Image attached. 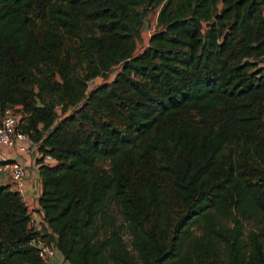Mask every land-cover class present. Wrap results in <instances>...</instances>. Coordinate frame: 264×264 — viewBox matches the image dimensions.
Returning a JSON list of instances; mask_svg holds the SVG:
<instances>
[{"label":"trees","instance_id":"trees-1","mask_svg":"<svg viewBox=\"0 0 264 264\" xmlns=\"http://www.w3.org/2000/svg\"><path fill=\"white\" fill-rule=\"evenodd\" d=\"M7 106L45 226L1 185L0 264H264V0H0Z\"/></svg>","mask_w":264,"mask_h":264},{"label":"built area","instance_id":"built-area-1","mask_svg":"<svg viewBox=\"0 0 264 264\" xmlns=\"http://www.w3.org/2000/svg\"><path fill=\"white\" fill-rule=\"evenodd\" d=\"M17 109L16 106L0 108V148L12 149L20 154H29L36 148L37 143L20 130L21 112ZM38 157H40L39 151ZM43 161L54 163L55 159L50 155H44ZM6 180L10 181L13 189L21 193L26 186V168L19 160L6 158L0 153V186L7 185L2 183ZM32 245L37 249L42 264H50L58 256L59 251L55 243H46L42 238L36 237Z\"/></svg>","mask_w":264,"mask_h":264},{"label":"crops","instance_id":"crops-1","mask_svg":"<svg viewBox=\"0 0 264 264\" xmlns=\"http://www.w3.org/2000/svg\"><path fill=\"white\" fill-rule=\"evenodd\" d=\"M157 14H156V18H157ZM156 25H157V22H156ZM144 28H145V21H144L142 31ZM152 33H149L147 42L145 43L144 46L147 45L148 39ZM38 146L39 144L37 143L36 148L33 149L29 154H20V153L15 152V150H12V149L0 148V153L2 156L9 158V159L19 160L26 168L27 181H26V186L24 190L21 192V195L29 211L30 221H29L28 226L32 230H40L43 226H45V222L43 220V211L41 210V207L39 204L41 187H40V177L38 174V164L36 162L38 158ZM2 183L10 185L12 188V185L9 180L3 181ZM60 257H61V254L58 253L57 260ZM57 260H55V263L57 262ZM60 263H57V264H60Z\"/></svg>","mask_w":264,"mask_h":264},{"label":"rangeland","instance_id":"rangeland-1","mask_svg":"<svg viewBox=\"0 0 264 264\" xmlns=\"http://www.w3.org/2000/svg\"><path fill=\"white\" fill-rule=\"evenodd\" d=\"M218 7L219 8L221 7L220 3L218 4ZM158 11H159V8L151 9L149 11L148 15L146 16L145 20H144L145 21V28L141 32V38H140V41L138 42V47H137L138 52L144 47L145 43L147 42V38L149 36V33H152L153 31H155L157 29L155 18H156V14ZM117 70H118V68L116 67V68L112 69V71L106 77H96V78L92 79L91 81H89L88 90H91L94 87H97L100 84H103L105 81H111V79L114 77ZM244 224L246 225L247 228L249 227L248 224H246V223H244ZM192 231L194 232V234H198L200 230H198L195 227H192ZM124 238L126 240H129V235L127 233H124ZM55 260H57V258H54L50 264H57L60 262H61L60 264H67V262H65L62 257L59 258L56 263H55Z\"/></svg>","mask_w":264,"mask_h":264}]
</instances>
